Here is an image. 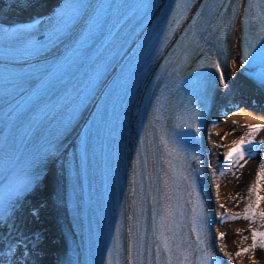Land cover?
<instances>
[{"label": "bare ground", "instance_id": "6f19581e", "mask_svg": "<svg viewBox=\"0 0 264 264\" xmlns=\"http://www.w3.org/2000/svg\"><path fill=\"white\" fill-rule=\"evenodd\" d=\"M57 1L58 0H28L27 2V0H24V2L21 3L20 0H7L6 2H3L6 4V8H0V22L11 25L36 19L44 13L49 12ZM24 7H27V9H24ZM238 65L239 59L237 57H232L231 66L233 69L230 75L231 78L228 81V87L226 88L224 101L215 108L214 113L212 114L214 119L218 120V118H220L219 121H221L220 124L211 127L213 132L209 138V150L211 160L213 161L218 152H223V155L225 156V154L232 148L233 143L238 141L240 137L244 136L250 127L264 125V105L253 103L254 101L252 102V98L244 95V89L247 85L246 81H244L237 73ZM238 102L245 103L242 104V111L234 115L231 113V106L236 105ZM245 106L250 108H245ZM252 108H256V111ZM258 112H260V114H252ZM227 114L228 116L226 117ZM220 134H222V136H220ZM219 136L220 138L222 137L221 140L219 139ZM263 136L264 129L256 133L254 138H249L254 139V142H257V139H260ZM262 139H264V137ZM263 156L264 145H260L259 149L254 152L252 156L249 157L248 155H245L244 160H240L230 170L221 174H218L215 171L213 174L215 195L212 201V206L217 207L223 205L222 207L224 208H226L225 206L230 207L229 211L232 215L231 218H234L236 214H242L244 208L249 203L253 204L256 212H264V200H262L259 206L256 207L254 204L256 194L254 193L251 196L248 194L249 187L255 182L259 166L264 162L262 159ZM240 165H243V167ZM240 168L242 169L240 170L239 176L242 173L247 174L244 183L238 180V177L234 178L235 176H233V174ZM218 183L220 186L219 188ZM232 192H237L235 200L230 197V193ZM259 195L264 196V180H261ZM48 203L49 202H46V208L50 209ZM45 214L49 215L50 213L45 210ZM229 220L218 225L219 230L224 233V237L219 240L222 249L221 255L223 256L221 257V264H264V250L259 247L240 256L236 255L238 251H241L244 248H250L252 244V236L249 237V235H251L252 230L264 232V221H262L259 216L254 218V222L247 220L251 225H245L241 220L235 222H229ZM26 224V226H29L28 221ZM51 237L55 240V244L58 246L53 245V251L56 252L54 260L57 261L61 256L62 247L59 245L57 238L49 235L50 239ZM245 237H247V239H245ZM235 238L237 241L233 242V239ZM257 243H259V237L257 238ZM233 244H235L234 247ZM1 250H5V248L2 247ZM44 255L47 260L51 261L53 258V255L49 252H46Z\"/></svg>", "mask_w": 264, "mask_h": 264}, {"label": "snow or ice", "instance_id": "6c2138e0", "mask_svg": "<svg viewBox=\"0 0 264 264\" xmlns=\"http://www.w3.org/2000/svg\"><path fill=\"white\" fill-rule=\"evenodd\" d=\"M249 4L251 0H248ZM221 6H223V0H221ZM186 7V5H185ZM233 13L235 14V8H233ZM222 15V13H221ZM40 23V20L37 19L33 21V24L26 25L23 28H18L12 30V33L14 35H19V33L16 30H25L30 29L34 24ZM58 28L53 29L52 32H56ZM262 32H264V28L261 29ZM58 39H61V36L57 37ZM197 48H199V45H197ZM250 55L248 50H245L243 53V59L241 60V64L245 63L247 61V57ZM210 63L208 64V67L214 68L215 72L219 74L218 76V85L217 87H224L225 89L228 87L227 84V78L226 74H224L221 71V66L217 63H215L211 57L208 58ZM101 73L98 75L97 83L95 85V89L97 87H101L103 85V81L101 80ZM262 80H264V74L261 76ZM99 82V83H98ZM93 95V94H92ZM88 92L84 96H82L80 100V107H83L86 105L89 98L92 97ZM189 127H192L191 123L189 124ZM262 129H264V125H255L248 129V131L245 133L244 136L240 137L238 141H235L233 143L232 148L225 154V160H233V163H238L240 160H244L245 155H248L249 157L254 154L253 150L255 147H248L245 148V144L252 145L254 142V139H250L249 137H253L258 132H260ZM261 145H264V140L259 142ZM235 157V159H233ZM243 167V165H240ZM185 179H187L185 177ZM261 180H264V162H262L259 166V169L257 171L255 182L249 187L248 194L249 196L256 194V198L254 201V204L256 207L259 206L260 202L264 200V196L259 195L260 190V183ZM194 190V186H193ZM189 203L193 204L192 209V220H191V231L192 234L196 236V245L195 248H193V245L189 243L186 240H180L177 241V237L179 236V233H176L174 229L171 227V224L175 222V217L172 216L171 212L167 209L165 210V216L168 218L169 223L164 226V228L167 229L168 232L171 233V236H168L165 234L164 229H160V234L156 236V240L159 241L158 244H156L155 247V264H193V262L189 259V254L192 251H195L197 255L196 264H209V261L213 260L214 257L210 251H208L204 247V215H203V206L199 203V201H189ZM222 207V206H221ZM256 216H259V218L264 221V212H256L255 208L253 207L252 203H249L243 210L242 214H236L234 218H243L245 220H249L250 222H254V218ZM223 234H221L222 238ZM252 236V244L250 248H244L241 251H238L236 253L237 256H240L244 253H247L249 251L255 250L257 247L264 250V232H258L256 230L251 231ZM259 237V243H257V238ZM247 239V237H245ZM161 252L164 253L165 258L161 259ZM126 261L127 264H145V262L142 259H138L137 262H134L132 257V244L131 242L128 243L127 249H126ZM143 255L142 253L137 252L138 258ZM149 257H151V252H149ZM147 264H153V261L151 258L147 261Z\"/></svg>", "mask_w": 264, "mask_h": 264}, {"label": "rangeland", "instance_id": "374dc122", "mask_svg": "<svg viewBox=\"0 0 264 264\" xmlns=\"http://www.w3.org/2000/svg\"><path fill=\"white\" fill-rule=\"evenodd\" d=\"M21 1V3H23L24 2V0H20ZM3 2H6V1H4V0H0V8H5V6H6V4L5 3H3ZM27 2H28V0H27ZM27 9V7H24V9ZM17 9H19V8H17ZM29 9V8H28ZM238 106L236 107L235 105H233V106H231V113L232 114H237L238 112H240V111H242V108H240L239 107V104H237ZM252 114H260V112H258V113H252ZM228 116V114L226 115V117ZM224 134V133H223ZM220 136H222V134H220ZM220 136H219V139L221 140V138H220ZM242 168H240V169H238L234 174H233V176H235L234 178H237L238 177V180H240L241 182H243L244 183V181H245V179H246V176H247V174L246 173H242V174H240V176H239V173H240V170H241ZM239 186V185H238ZM242 188H243V186H242ZM236 196H237V192H232V193H230V197L231 198H233V200H235V198H236ZM24 206V205H23ZM27 206H24V209H23V211H21L20 213H18V217H17V219L19 220V221H28L29 222V217L27 216V215H25L26 213H25V208H26ZM238 220H241V222H243V224H245V225H251V223H249L247 220H245V219H243V218H235L234 220H232V221H230V222H235V221H238ZM31 224H30V222H29V226H30ZM249 237H251V235H249ZM237 241V239L235 238V239H233V242H236ZM236 244V243H235ZM235 244H233V247H234V245ZM42 248H43V246H35L32 250H30V248L29 247H24L23 248V252H22V256L24 257V258H26V260H35L36 258H37V254H38V252L40 251V253H41V256H44V255H42V254H45V252H46V249L45 250H42ZM36 251V252H35ZM49 253L51 252L50 250L48 251ZM45 258V257H44ZM0 264H2V263H0ZM15 264H19V263H15Z\"/></svg>", "mask_w": 264, "mask_h": 264}]
</instances>
